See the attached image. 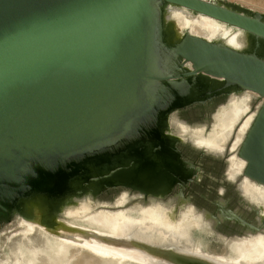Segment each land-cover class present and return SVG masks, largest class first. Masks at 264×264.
<instances>
[{"label":"water","instance_id":"water-1","mask_svg":"<svg viewBox=\"0 0 264 264\" xmlns=\"http://www.w3.org/2000/svg\"><path fill=\"white\" fill-rule=\"evenodd\" d=\"M169 1L264 36V23L209 2ZM150 17L148 0H0L3 203L26 187L29 164L117 136L144 105L146 79L204 71L264 96V62L196 37L179 50L192 70L149 73ZM239 156L244 175L264 184V103Z\"/></svg>","mask_w":264,"mask_h":264},{"label":"rangeland","instance_id":"rangeland-1","mask_svg":"<svg viewBox=\"0 0 264 264\" xmlns=\"http://www.w3.org/2000/svg\"><path fill=\"white\" fill-rule=\"evenodd\" d=\"M209 1L264 15V0ZM165 31L170 43L186 34L173 37ZM246 34L252 43L246 52L260 49ZM233 92L170 115L166 133L180 137L177 145L190 163L181 157V167L196 168L182 193L177 186L162 195L116 186L94 194L90 204L75 202L76 209L68 202L63 208L70 210L56 216L76 240L41 224L29 227L19 212L11 211L10 220L0 223V264H31L21 251L29 236L40 246L44 236L69 245L71 255L62 264H264V185L243 175L245 161L236 155L262 98ZM83 205L90 208L78 211ZM44 252L40 247V256L54 257L49 249Z\"/></svg>","mask_w":264,"mask_h":264},{"label":"bare ground","instance_id":"bare-ground-1","mask_svg":"<svg viewBox=\"0 0 264 264\" xmlns=\"http://www.w3.org/2000/svg\"><path fill=\"white\" fill-rule=\"evenodd\" d=\"M203 1L264 23L263 14L255 13L250 16L209 0ZM148 2L151 17L146 68L149 73L160 75L192 70V63L185 61L179 53L187 37H196L264 62L263 35L169 0H148ZM186 9L193 11L195 16ZM163 27L169 30L173 37L182 34L183 31L186 34L178 42L170 43ZM247 32L254 36L251 41L255 49L260 48L255 52H246L252 46V43L249 45ZM230 90L238 95L244 91L261 95L225 77L214 76L204 71L165 80H144L141 92L144 105L137 114L124 123L117 136L67 156L41 159L29 164L25 174L26 187L17 191L7 203H3L0 189V223L10 220L11 211L19 212L29 227L41 224L68 240H76L77 236L67 232V227L59 222L56 214L76 209L78 206H74L75 202L78 204L86 201L90 204L93 195L106 187L122 186L137 191L143 189L145 193L162 195L177 186L182 193L196 168L192 164L188 170L181 167L185 165L181 157L186 160L177 145L181 139L179 137L176 140L169 132L166 133L169 129L170 115L177 110L212 101L228 94ZM260 97L262 101L236 151L237 157L244 160L245 165L246 160L239 156V149L264 103V96ZM218 115L227 118L223 112L220 114L218 112ZM235 116L234 114L230 118L233 119ZM227 119L229 120V117ZM219 124L220 120H217L216 126ZM187 164H190L188 160H186ZM84 193L83 198H79ZM68 202L71 204L67 205ZM65 204L70 209L63 208ZM81 207L78 211L83 212L90 208L85 209L84 205ZM235 218L243 221L238 214ZM256 228L259 229L257 226H252V229ZM33 239L34 237L29 236L25 240L26 247L21 248L23 253H28L26 257L31 258V264H62L71 255L72 248L65 243L44 236L43 244L40 246V242H35ZM40 247L41 253L49 249L54 257L48 254L40 256Z\"/></svg>","mask_w":264,"mask_h":264},{"label":"flooded vegetation","instance_id":"flooded-vegetation-1","mask_svg":"<svg viewBox=\"0 0 264 264\" xmlns=\"http://www.w3.org/2000/svg\"><path fill=\"white\" fill-rule=\"evenodd\" d=\"M214 207L216 208V202H215V204H214ZM217 209V208H216Z\"/></svg>","mask_w":264,"mask_h":264}]
</instances>
